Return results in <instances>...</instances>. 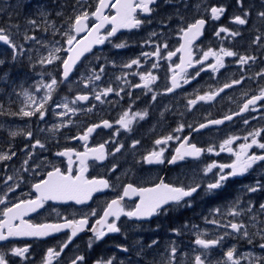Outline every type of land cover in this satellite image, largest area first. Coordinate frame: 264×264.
<instances>
[{"label": "flooded vegetation", "instance_id": "obj_1", "mask_svg": "<svg viewBox=\"0 0 264 264\" xmlns=\"http://www.w3.org/2000/svg\"><path fill=\"white\" fill-rule=\"evenodd\" d=\"M47 1L52 9L45 15L60 22L71 13L70 24L84 10L89 13L95 11L98 3V0L83 3L78 0L70 3L68 0ZM221 5L226 7V12L219 20L211 19L210 8ZM150 7L153 9L151 13L138 11L137 18L142 21L138 28L120 29L103 44L94 45L77 62L67 79L63 77V60L68 56L69 45L64 39V47L60 52L63 59L55 68L57 84L46 102V96L36 98L33 100L35 103L21 102L14 96H6L7 99L0 97V155L11 156V159L0 160V200L4 201L0 204V219L3 218L5 207H11L20 200L35 199L39 194L33 185L45 179L48 172L59 168L61 172L67 173L69 157L60 153L72 150L71 167L72 175L75 176L80 169L75 153H83L86 149L104 144L106 158L101 161L89 154L84 176L89 180L106 179L109 188L93 193L92 198L84 203L48 200L42 208L24 216L32 224L64 223L65 220L87 217L88 224L68 242L52 264H71L77 256L84 257L77 264H97V261L108 260L112 264H169L173 246L177 252L172 264H194L196 255H201L205 264H230L224 254L233 247L234 258L239 260V264H257L256 258L264 257V248L260 247L264 243V210L260 208L264 204V161L257 162L244 175L230 177L221 188L211 193L206 192V185L215 181L220 170L218 167L208 173L204 170L213 163L231 164L240 145L251 143L252 137L248 134L264 129V100L240 112L248 100L264 89V75H257L264 70V18L258 16L260 11H264V0H244L243 8L236 0H170L169 3L156 0ZM246 10L249 16L245 25L231 22L232 17L242 16ZM104 14L112 15L114 10L105 9ZM201 18L205 19L206 24L202 34L192 42L193 67L180 73V69L176 68L184 55L176 51L184 42L180 29ZM94 22V17L90 16L88 26L91 27ZM221 27H227L229 32H221L217 36L216 32ZM106 29L110 31V25L101 29L102 35H106ZM231 32L239 34L232 36ZM71 34L77 35L73 31ZM86 34V31L78 34L77 39ZM257 36L260 37L259 41L256 40ZM52 38H57V35ZM117 44L125 46L118 48ZM3 46L8 47L0 42V47ZM158 46L159 56L152 55ZM222 48L236 55L224 56V66L213 71L208 65L216 63L215 57L209 56L204 60L203 54L209 49L220 54ZM168 52L176 54L168 58ZM240 56L255 57V60L242 65L239 63ZM45 59L42 57L40 61ZM134 59H139L138 65L125 67ZM197 60L201 63H196ZM40 61L39 67L45 70L41 66L45 62ZM153 64L158 66L153 68ZM201 68L204 70L201 71ZM197 71L200 72L199 76H195ZM149 72L157 79L146 88L141 75ZM176 74H179L177 78L181 86L168 92L172 77ZM94 75H99L100 79L90 80ZM181 76L184 78L181 79ZM193 76L195 79L191 78ZM184 79L189 82L184 83ZM233 80H239L240 83L232 84ZM225 84L232 86L224 88ZM109 87L113 91L106 96L101 95V100L97 101L95 95L102 94ZM222 88L224 90L220 91ZM211 93H217L212 100L197 99L198 96ZM80 95H87L89 99L76 100ZM192 100H196V103L190 104ZM42 102L45 111L43 119L39 114L31 117L16 114L21 109L32 111ZM65 103L75 112L65 109L62 106ZM125 112L131 119L130 129L122 128L117 123ZM145 112L147 115L142 119L134 116L135 113ZM225 116H232V119L216 126L199 127ZM105 120L111 127L103 126ZM93 125L100 127L88 136L87 141L80 139ZM181 125L182 130L176 131ZM29 132L32 133L30 137L27 135ZM167 136L173 139L164 145L155 144L156 140ZM185 137L188 143L204 151L199 157H186L169 164L168 160L185 142ZM230 137H236L231 144L233 151H221L220 145ZM37 140L43 147H33ZM257 140L264 143V132ZM160 147L164 148V163H145L142 158L154 150L159 151ZM209 147L213 148L212 152L207 151ZM117 148L120 150L116 151ZM248 151L249 154H264V149L256 145ZM228 171L230 169H224V172ZM161 180L175 186L200 184L201 187L191 198H185L179 205L170 203L164 211L151 217L134 218L122 214L115 221L119 232H107L105 228L106 235L100 240L95 239L93 226H97L96 221L103 216L108 203L123 195L126 185L147 188ZM249 187H257V191L250 192ZM9 188L13 191H9ZM138 202V196H128L124 197L121 206L127 212L134 209ZM233 210L240 214L231 215ZM93 211L96 213L94 216L91 214ZM114 219L109 217V222ZM213 220L217 223H212ZM232 222L244 224L248 237L243 235L245 229L236 233L227 227ZM69 235L71 230L63 229L43 238L11 237L0 241V251L6 253L9 264H43L47 249L59 251L68 241ZM198 236L209 240L218 237L224 239L220 244L205 250L195 244ZM153 240L157 241L154 245ZM25 246H29L26 259L11 255L10 249L13 247ZM259 264H264V259Z\"/></svg>", "mask_w": 264, "mask_h": 264}, {"label": "snow or ice", "instance_id": "obj_2", "mask_svg": "<svg viewBox=\"0 0 264 264\" xmlns=\"http://www.w3.org/2000/svg\"><path fill=\"white\" fill-rule=\"evenodd\" d=\"M170 0H165V3H169ZM237 4L243 8L244 0H236ZM156 3V0H98L96 4L95 11L89 13L87 10H84L82 13L75 16V20L72 24L69 25L71 31L76 33L77 35L83 32H87L82 38L77 39V35H73L70 32H66L64 35L67 37V44L69 45L67 52L68 56L66 59L63 60V77L67 79L69 74L72 72L74 66L77 64L78 61L81 60V57L92 50L94 45L103 44L105 40L109 37L114 36L120 29H132L138 28L142 21L137 18V13H151L153 9L150 5ZM112 9L114 10V14L112 15H105V9ZM226 12V7L221 6H213L210 8L211 19L219 20L221 16ZM41 15H45L46 13L41 12ZM61 13H57L60 15ZM94 17L95 22L91 24V27L88 26L89 17ZM249 16V12L246 10L244 11L243 15H235L232 17L231 22L245 25L247 21V17ZM260 18H264V11H260L258 13ZM30 24L35 25V20H30ZM206 24L205 19L201 18L196 20L194 23H190L187 25L186 28L180 29L183 34V43L180 47L176 50L178 52L184 53L181 56V63L176 65V68L180 69V73H185L187 68L193 67V60H192V42L202 34V30ZM105 25H110V31H106V35L101 34V29H105ZM221 32L228 33L229 29L227 27H221L217 32L216 35L219 36ZM232 36H236L239 33L231 32ZM155 35V33H153ZM26 40L28 39H35L34 36H25ZM256 40L259 41L260 37L257 36ZM0 42H3L11 47L13 50V57L12 59L15 60L16 53L19 50L17 44H15L10 36L5 33L3 28H0ZM124 44H117L116 47L121 48L124 47ZM167 48V45H164ZM55 51L59 52L60 49L57 48ZM159 46L157 47V51L152 53V55L159 56ZM175 52H168V58L174 56ZM147 55V54H143ZM236 53L232 51H228L225 49L220 50V54L214 52L213 50L209 49L207 52L203 54V59L207 60L209 56L215 57L216 63L209 64L208 67L211 68L213 71H217L224 66L223 64V57L224 56H234ZM60 59L59 57L52 55L50 59L47 61L41 60V63L48 62L51 63L52 60ZM249 60H255V57L249 56H240L239 63L240 64H247ZM139 59H134L130 62V64L125 65V67H131L132 65H138ZM4 61L0 60V64H3ZM196 63H201V61L197 60ZM158 65L153 64V68L157 67ZM204 69L201 68V71ZM103 71V69H101ZM179 74L173 75L171 87L167 89L168 92L173 91L176 88H179L181 85L177 78ZM200 72L197 71L195 76H199ZM258 76L264 75V70L260 73H257ZM195 76L191 77L195 79ZM99 80V75H94V77H90L89 79ZM181 79L184 77L181 76ZM119 79V78H118ZM157 79L156 76L152 75L150 72L141 75V80L143 81V86L148 87L152 82ZM188 79H184V83H188ZM239 80H233L232 84H239ZM57 84L55 78L52 79L51 84L45 85L46 88L49 90V95L44 98L46 102L47 99H50V93L54 89V86ZM231 84H225L224 88L231 87ZM139 87V85H137ZM224 89H220L223 91ZM113 89L111 87L104 89L102 94H96L95 99L97 101L101 100V95L106 96L108 93H111ZM217 93L206 94L204 96H198V100H212ZM28 93L25 92V96ZM31 99V97H29ZM89 97L87 95H80L76 97V100L79 101H86ZM155 99V96H153ZM264 100V89H261L260 94L253 96L244 106L240 109V112L247 111L250 105H255L257 101ZM35 103V101H33ZM190 104H195L196 100H192L189 102ZM65 109L70 112H75V109L69 108L68 104L65 103L62 105ZM60 107V105H57ZM44 103H38L36 108L32 111H25L21 109L20 113H16L17 115H22L25 117H31L36 114H39L41 119L45 116V111L43 110ZM60 115H65V113H60ZM147 113H135L134 116H140L141 119L146 116ZM238 115V113L236 114ZM128 112H125L117 123L125 129H130L131 119L128 118ZM232 116H225L224 120H231ZM224 120H214L209 121V124H222ZM104 127H111L108 121H103ZM244 123H248L247 120ZM207 125L201 124L199 127L204 128ZM100 125H93L89 127L87 131L84 133L80 139L87 141L88 136ZM183 125L180 128L176 129V131L182 130ZM264 132V129L256 130L254 132H250L248 135L252 137L251 143H244L240 145V150L235 152V160L231 164H221L216 165L215 163L207 165L205 168V173L211 172L214 168H219V174L214 182L208 183L206 185V192L211 193L212 191L221 188L225 182L230 177H235L239 175H244L247 173L253 165L257 164V162L264 161V154L257 155L255 153L249 154V149L252 148L253 145L258 146L260 149H264V143H260L257 140V137ZM13 136L16 135L15 132L12 133ZM29 137L32 135L31 132L27 134ZM173 139L172 136L164 137L163 139H158L155 141L156 145H164L169 140ZM177 139H179L177 137ZM236 137H230L223 141L220 145L221 151H228L232 152L233 149L231 148V144ZM247 140V137H245ZM184 143L180 145L175 150V154L168 160L169 164L176 163L179 160H183L186 157H199L204 149L197 147L195 144L188 143V138H184ZM138 143L137 142H134ZM40 144L39 140L36 141V144L33 145L35 147ZM105 146L104 144H100L97 148L93 149H86L83 153H75L77 159L80 162V169L79 172L73 176L72 175V150H65L64 152L60 153L59 155L69 157V167L67 173L61 172L59 168H54L52 171L47 173V177L45 179H41L39 183L33 185V188L39 194L36 196L35 199L29 200H20L18 203H14L11 207H5L2 216L3 218L0 219V241H6L11 237H35V238H43L47 237L52 233L59 232L63 229H70L71 235L68 236V241H66L61 247L60 250L57 251L54 248H48L46 252L45 259L43 264H52V261L59 257L61 252H63L64 248L67 247L68 242L75 237L78 232L84 229V227L88 224L87 217L82 218L80 220H65L64 223H52V224H32L29 221L24 219V216L29 212H36L37 209L43 207L44 202L48 200H75L77 203H84L86 200L91 199L93 193L101 191L103 189L109 188V182L106 179H87L84 176V173L87 171L86 160L88 159L89 154L93 155L97 160H104L105 157ZM120 149L117 148L116 151ZM208 152H212L213 148L209 147L207 149ZM14 155V153H13ZM11 159V156L0 155V160ZM145 163L148 164H162L164 163V148L160 147L159 151H152L147 156L142 158ZM115 167V166H114ZM224 169H230L228 172H224ZM8 179H11L9 177ZM200 184H195L194 186H175L172 184L164 183L161 180L160 183L155 184L153 187L147 188H137L134 187L132 184H128L124 187L123 195L113 199L110 203H108L107 207L104 209L103 216L96 221V225L93 226L92 231L95 233V239L100 240L106 235L107 232H119L120 228L116 224V220L120 218V216L126 215L128 217L134 218H146L151 217L155 214H159L161 211L165 210V206L169 205L170 203L179 205L181 202L185 201V198H191L195 193H197L198 189H200ZM9 191H13L12 188H9ZM248 191L255 192L257 191V187H249ZM128 196H138L139 202L136 203L134 209L125 212L124 208L121 206V202L123 201L124 197ZM4 203L3 200H0V204ZM190 206V205H189ZM261 210H264V204L260 205ZM216 212H219V209H216ZM93 216L96 215L95 211L91 213ZM239 212L233 210L231 215L237 216ZM109 217L115 218L112 222H109ZM15 221H19L18 223H14ZM212 223H217V221L213 220ZM227 227H230L234 232L239 233L241 229H245L243 235L248 237V232L246 227L242 223H235L232 222ZM106 228V231L104 230ZM174 232H179L178 229H173ZM226 235H230V233H226ZM224 239V237H218L217 239H203L199 236L195 240V244L200 246L201 248L207 250L210 249L218 244ZM264 239V237H262ZM157 241L153 240L152 244H156ZM249 243L251 240L249 239ZM91 246V242L89 244ZM151 247V245H149ZM261 248H264V243L260 245ZM127 251V248L123 249ZM29 252V246L25 247H13L10 249V253L12 256L27 258L26 254ZM177 249L175 246L171 248V259L169 264L175 261V254ZM235 248L229 249L224 255L226 257L227 262L230 264H239V260L234 258ZM264 259V257H257L256 261L259 264L260 260ZM83 256H77L74 260H72L71 264H77V261H83ZM0 264H9V260L6 258V253L0 251ZM97 264H112L111 260L106 262L97 261ZM194 264H205V260L202 259L201 255L195 256Z\"/></svg>", "mask_w": 264, "mask_h": 264}, {"label": "rangeland", "instance_id": "obj_3", "mask_svg": "<svg viewBox=\"0 0 264 264\" xmlns=\"http://www.w3.org/2000/svg\"><path fill=\"white\" fill-rule=\"evenodd\" d=\"M68 1L69 3L71 1L77 2V0ZM78 1L83 3L89 0ZM49 3L47 0H0V28H3L10 39L20 46L15 60L12 59L14 53L9 45L8 47H0V60L5 57L3 61H6V57L10 56L12 61L23 63L19 64L17 69L12 70L0 67V76L4 75L0 79V84L2 83L0 85V97L4 99H7L6 96H14V98L21 99V102H33L38 97L49 95V90L45 85L51 84L52 79L55 77V68L63 59L60 52L64 47L63 40H67L64 34L66 32L71 33L69 25L72 16L71 13L67 14L64 16L63 21L57 22L47 15H41V12H49L52 9ZM51 3H53V0H51ZM30 20H35L36 24H30ZM54 35H57V38H52ZM25 36H34L35 39L26 40ZM57 48L60 49L59 52L55 51ZM52 55L60 59L52 60L51 63L45 62L41 65L45 70H42L39 67L40 59L46 57L45 61H47ZM96 57L101 59L99 55ZM35 61L37 64H35ZM11 74L12 76H7ZM43 79L44 86L42 85ZM29 83H33V85L31 86ZM25 92L28 93L27 96H25ZM26 111H30V109Z\"/></svg>", "mask_w": 264, "mask_h": 264}, {"label": "bare ground", "instance_id": "obj_4", "mask_svg": "<svg viewBox=\"0 0 264 264\" xmlns=\"http://www.w3.org/2000/svg\"><path fill=\"white\" fill-rule=\"evenodd\" d=\"M2 7V6H1ZM59 25V24H58ZM7 26V25H6ZM21 63L22 62H9V61H7V63L5 62V63H3V64H0V67H3V68H10L11 70L12 69H17L18 68V65L20 64L21 65ZM23 64V63H22ZM21 68V67H20ZM21 69H24V68H21ZM5 71V70H4ZM3 71V72H4ZM14 71V70H13ZM18 71H20V70H18ZM5 73V72H4ZM19 73V72H18ZM2 76H4V75H2ZM2 76H0V79H1V77ZM7 76H12V74L11 75H7ZM13 77H15V76H13ZM2 84V83H1ZM0 84V85H1ZM3 86V85H2ZM3 88V87H2Z\"/></svg>", "mask_w": 264, "mask_h": 264}, {"label": "trees", "instance_id": "obj_5", "mask_svg": "<svg viewBox=\"0 0 264 264\" xmlns=\"http://www.w3.org/2000/svg\"><path fill=\"white\" fill-rule=\"evenodd\" d=\"M1 60H5V57H2ZM7 61L14 62V61L11 60V57L10 56L6 57V61H4V63L5 62L7 63Z\"/></svg>", "mask_w": 264, "mask_h": 264}, {"label": "water", "instance_id": "obj_6", "mask_svg": "<svg viewBox=\"0 0 264 264\" xmlns=\"http://www.w3.org/2000/svg\"><path fill=\"white\" fill-rule=\"evenodd\" d=\"M104 12H105V10H104ZM94 19H95V18H94ZM2 43H3V42H2ZM99 45H100V44H99ZM220 120H224V118H223V119H220ZM225 121H228V120H224V122H225ZM206 125L216 126L217 124H209V123H208V124H206ZM218 125H220V124H218Z\"/></svg>", "mask_w": 264, "mask_h": 264}]
</instances>
